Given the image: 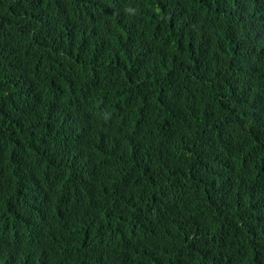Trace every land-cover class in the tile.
<instances>
[{"label": "trees", "instance_id": "1", "mask_svg": "<svg viewBox=\"0 0 264 264\" xmlns=\"http://www.w3.org/2000/svg\"><path fill=\"white\" fill-rule=\"evenodd\" d=\"M0 264H264V0H0Z\"/></svg>", "mask_w": 264, "mask_h": 264}, {"label": "clouds", "instance_id": "2", "mask_svg": "<svg viewBox=\"0 0 264 264\" xmlns=\"http://www.w3.org/2000/svg\"><path fill=\"white\" fill-rule=\"evenodd\" d=\"M137 250H139V253H144L146 255H149L152 257V253H155V249L152 246L148 245H139L137 247Z\"/></svg>", "mask_w": 264, "mask_h": 264}]
</instances>
